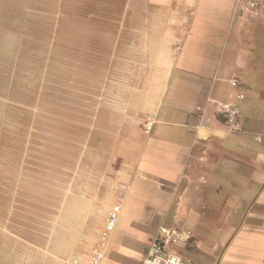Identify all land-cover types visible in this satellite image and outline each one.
I'll list each match as a JSON object with an SVG mask.
<instances>
[{"label": "crops", "instance_id": "obj_1", "mask_svg": "<svg viewBox=\"0 0 264 264\" xmlns=\"http://www.w3.org/2000/svg\"><path fill=\"white\" fill-rule=\"evenodd\" d=\"M234 3L0 0V136L23 148L0 153V190L9 168L20 191L59 181V156L29 145L54 119L44 97L75 93L77 57L87 62V125L105 132L118 166L99 173L113 185L96 239L53 256L92 264L126 185L102 264H141L163 223L190 235L174 247L184 264H264V19L233 18ZM239 92L243 130L229 133L217 103ZM91 177L87 161V200L71 202L87 207V222L97 207Z\"/></svg>", "mask_w": 264, "mask_h": 264}, {"label": "rangeland", "instance_id": "obj_2", "mask_svg": "<svg viewBox=\"0 0 264 264\" xmlns=\"http://www.w3.org/2000/svg\"><path fill=\"white\" fill-rule=\"evenodd\" d=\"M75 67V93L44 97L45 108H54V119L41 123L38 129L43 133L42 141L38 136L29 145L31 150L59 156L55 159L59 167L54 170L59 181H55L53 190L37 194L20 191L18 172L9 168L10 181L0 190V264H67L64 257L53 256L52 251L86 249L104 224L105 204L112 195L110 172L118 166L110 159L113 143L104 141L105 132L99 126L87 125V62L77 57ZM20 145L19 140L6 143L0 136V153L22 150ZM87 151L92 153L90 160ZM87 161L92 168L91 197L97 202L90 222L87 207L71 205L74 199L87 200ZM106 168L110 172L105 179L99 173Z\"/></svg>", "mask_w": 264, "mask_h": 264}, {"label": "built area", "instance_id": "obj_3", "mask_svg": "<svg viewBox=\"0 0 264 264\" xmlns=\"http://www.w3.org/2000/svg\"><path fill=\"white\" fill-rule=\"evenodd\" d=\"M244 15L264 19V0H235L233 18ZM180 50V47L176 48V52H179ZM230 85L234 89H237L240 85V80L235 77L230 80ZM244 99V95L239 92L236 94L233 101L227 103H217V114L225 119L227 131L229 133H240L243 130L238 104ZM211 101L212 100L208 98L207 102L209 103ZM197 110L200 113L199 125L197 127L199 130L205 127L207 108L204 106L199 107ZM154 124L155 120L151 116L147 117L143 124L144 132L146 134H150ZM127 190L128 187L126 185H122L119 193V203L114 206L109 214L106 228L96 246L92 264H102L104 260L105 253L108 249L110 235L117 226ZM189 240L190 235L186 231L169 227L163 223L157 229L149 246L148 252L141 264H184L180 256L175 252L174 247L177 244L184 243ZM73 264H78V261L74 260Z\"/></svg>", "mask_w": 264, "mask_h": 264}]
</instances>
